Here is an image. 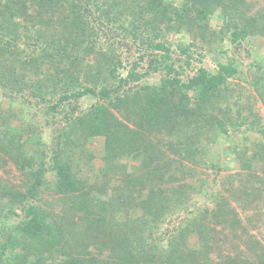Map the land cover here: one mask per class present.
Segmentation results:
<instances>
[{
	"label": "trees",
	"instance_id": "16d2710c",
	"mask_svg": "<svg viewBox=\"0 0 264 264\" xmlns=\"http://www.w3.org/2000/svg\"><path fill=\"white\" fill-rule=\"evenodd\" d=\"M263 2L0 0V170L19 176L0 177V264H222L208 244L221 207L191 210L204 185L187 181L194 169L182 161L218 172L206 141L239 126L264 134L251 112L234 111L243 87L229 83L242 74L239 48L264 39ZM129 53L139 55L127 62ZM204 56L215 71L198 66ZM249 71L264 105V69ZM152 73L161 75L147 82ZM94 139L99 156L86 147ZM262 143L238 158L262 173L257 198ZM227 210L243 238L237 264H264L261 241Z\"/></svg>",
	"mask_w": 264,
	"mask_h": 264
},
{
	"label": "rangeland",
	"instance_id": "374dc122",
	"mask_svg": "<svg viewBox=\"0 0 264 264\" xmlns=\"http://www.w3.org/2000/svg\"><path fill=\"white\" fill-rule=\"evenodd\" d=\"M213 18L214 19L211 21V25L213 27L217 24H220L218 17ZM184 37L185 36H183V38ZM169 38L170 40H177L179 38L181 39L182 36L170 35ZM185 42L188 43L189 41L186 39ZM229 44V40H226L224 43V48L228 49V51H233L234 47H231ZM138 55L139 53H136L134 56H131V53H129V56L128 54H125L124 57L125 60L129 62L135 61V58H137ZM175 55L176 54H173L172 57L175 58ZM236 58L241 63L240 70L242 71V74L239 75L238 79H229V83L232 82L233 85L231 87H234V89L238 91L239 87L237 88L236 86L239 84L240 87H243V90L237 94V98L241 107L240 105L234 107V111H239L243 115L251 112L253 122L259 123L260 127L264 129V105H262L261 101H259V98L254 93L249 83L251 77H253V72L251 73L249 71L251 65H256L260 69H264V39L259 38L249 46H245L244 44L243 47L239 48ZM147 63L148 60L146 59L144 62L140 63V65L143 66L144 71L147 69ZM198 66H201L209 71H215L217 68L214 61L208 56H204L202 58V62L198 64ZM255 72H257V69ZM192 74L193 71H190L189 75ZM122 75L124 76L123 72ZM160 75V73H152L151 75L147 76L146 81L154 83L158 80ZM92 102L93 100L87 97L81 99L78 105L80 109H83L86 106H89ZM2 107H7V103H3ZM35 121H40L39 116H36ZM231 127L232 126L229 128ZM239 127V130L230 133L228 137L225 136L222 137V139L220 138L216 143L211 144L207 143L208 141L205 142L206 146L213 149L212 152L215 153L216 160L221 166V168L219 167L220 170L218 172L216 169L206 167L201 168L200 170L199 168H195L194 165L192 166L190 161H182L186 166H188L189 169H194L193 174L191 173V177H187V181H190L193 178L192 176H194V182L197 180L199 181L200 178L203 181L202 184L204 185L202 188V196L194 197V203L196 206L191 208V210L194 211L197 208L201 209L206 207L207 211L211 213L213 209L221 207L220 212L223 216L221 219V226L212 227L211 225H213L214 222L209 220L210 232L208 244L211 248L209 258H213L211 259L213 261H221L222 264H237L239 263L242 255H244L242 253V251H244V247L242 245L243 238L240 237L241 234L237 230L236 232L238 239L240 240L235 241L230 227L232 214L231 211L227 209L235 210L237 218L240 219V222H242L249 234L254 237L255 240L261 241L264 248V188L260 190L261 193L259 198H257L255 193H251V187L259 186L256 181H258V178H262V173L260 171L253 170L255 166L249 169L247 165H244L238 161V158L241 159L240 152H242L243 149H248L246 156H250L253 142L264 143V134L261 135L255 133L252 130L244 131L245 126ZM49 130L51 131V129L46 130L47 132L44 136L45 141H48L47 138L50 136ZM101 143V139L90 140L88 144H86L87 150L93 155L95 154L96 156H99V148L102 146ZM252 152H254V148ZM100 164L101 162L96 159L94 160V166L89 167L93 170H96ZM253 174H255V176H253ZM0 177H2L4 180L8 179L13 184H17L19 180L16 178L19 176H17V173L14 172L13 168L11 167L7 168L5 172L0 170ZM195 185H197V190L201 189V186H198V182L195 183ZM243 192H245V194H242ZM233 194H236V198L241 199V201H238L232 197ZM256 209L258 211H256ZM189 239L192 241V243L196 242L197 236L192 235ZM223 239H225L224 241L227 243H222ZM236 244L239 250L232 248V246H235ZM217 258H221L223 261L218 260ZM224 260L228 263H226Z\"/></svg>",
	"mask_w": 264,
	"mask_h": 264
}]
</instances>
